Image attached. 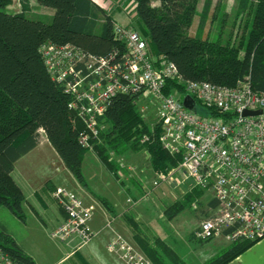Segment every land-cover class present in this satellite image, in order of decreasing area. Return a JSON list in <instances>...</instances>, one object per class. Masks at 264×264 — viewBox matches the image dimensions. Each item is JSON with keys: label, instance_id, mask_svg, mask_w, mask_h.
Masks as SVG:
<instances>
[{"label": "trees", "instance_id": "1", "mask_svg": "<svg viewBox=\"0 0 264 264\" xmlns=\"http://www.w3.org/2000/svg\"><path fill=\"white\" fill-rule=\"evenodd\" d=\"M128 1L136 4L140 25L134 28L147 41L150 54L163 55L174 62L185 80L234 87L249 76L253 89L264 92V0H239L238 14L252 7V16L244 27L247 36H242L238 43L231 36L225 40L203 36L205 18L213 0H205L196 34L189 30L201 0ZM154 1L158 4L154 5ZM37 2L54 9L50 23L27 16L29 0H21L23 11L17 13L7 10L11 0H0V208L6 207L22 221L26 219L23 209L26 198L12 172L15 163L39 144L40 130L45 132L75 179L87 186L83 173L87 150L79 142L84 124L69 108V94L50 75L40 47L46 42L59 46L71 44L96 56L124 49L113 36L115 22L112 16L92 0ZM174 86L182 92V86L173 81L169 82L166 91ZM209 113L219 115L214 110ZM105 122L107 129L101 135L103 142L95 151L111 172H116L118 164L110 160V153L112 150L121 153L120 147L131 141L136 149H149L156 171L166 170L181 160L180 155L173 156L162 148L158 128L155 139L140 145L139 138L143 134L151 135V129L139 113L134 97L122 94L114 97ZM202 192L196 189L174 199L166 206L167 217H175ZM216 205L214 200L213 206ZM131 223L135 240L146 256L156 261L159 253L148 247V241L145 243L144 240L149 239L135 222ZM252 243L248 240L230 243L208 263L227 264ZM0 248L17 263L36 264L2 224Z\"/></svg>", "mask_w": 264, "mask_h": 264}, {"label": "built area", "instance_id": "2", "mask_svg": "<svg viewBox=\"0 0 264 264\" xmlns=\"http://www.w3.org/2000/svg\"><path fill=\"white\" fill-rule=\"evenodd\" d=\"M112 31L124 49L105 56L88 54L71 44L46 42L40 47L50 75L69 94L68 106L84 124L79 137L82 148L95 151L103 142L105 115L114 97L132 96L134 103L149 100L156 107L157 120L150 128L151 135L139 138L140 145L155 139L158 128L162 148L180 155L181 160L157 173L140 197H149L161 184L181 196L194 189L208 191L217 205L195 229L199 239L224 236L254 242L264 237V92L253 89L249 76L234 87L185 80L174 62L150 54L147 41L134 27L115 22ZM171 81L182 86V92L178 86L167 92ZM186 95L194 98V109L184 105ZM210 110L219 115L210 114ZM246 110L260 113L244 115ZM147 154L152 161L150 151ZM110 155L119 166L129 167L124 159ZM133 170L135 167H129L127 171ZM123 178L120 173V180ZM53 197L65 219L50 236L60 242L76 240L78 249L89 244L97 235L91 227L96 204L87 203L66 186L55 188ZM127 202L132 205L141 199L132 196ZM193 207L197 209L198 204L194 202ZM115 219L110 217L105 228L114 231ZM106 247L124 264H153L118 232ZM0 264L20 263L0 248Z\"/></svg>", "mask_w": 264, "mask_h": 264}, {"label": "rangeland", "instance_id": "3", "mask_svg": "<svg viewBox=\"0 0 264 264\" xmlns=\"http://www.w3.org/2000/svg\"><path fill=\"white\" fill-rule=\"evenodd\" d=\"M204 2L205 0H201L199 3L198 14L196 15L193 24L189 30V33L191 34H196L198 32L199 24L202 18ZM32 3L34 5L32 10L28 13V16L34 20H42L46 23H50L53 18V15H51V10L45 8L43 5L41 6L40 3L38 4L36 0H32ZM107 3V9L111 10V12L121 11L122 14L123 12L126 13L127 21L128 23H130V26L136 27L140 25L138 23L135 11L136 4L134 2H130L128 0H107ZM153 4L157 5L158 3L154 1ZM8 6H10L9 8H12L13 11H19L22 8L20 0H11V3ZM250 8L252 9V7ZM250 8L247 9L245 12L238 14L237 11L239 9V0H213L210 11L205 18V23L203 26V36L208 37L209 39L221 37L222 40H225L231 36L232 39L235 40L236 43H238L242 36H247V32L244 27L245 24L251 20L252 13H250ZM100 19H102V16H100ZM243 54L244 53L241 52L240 55L243 56ZM135 104L138 107L139 113L144 117L149 127L151 128V126L154 125L157 120L156 107L151 104L149 100L145 99H142ZM198 109L201 108L199 107ZM41 135L45 136V133L42 130H40V138ZM132 143L133 141L127 143V145L125 146L123 145L122 147H120L121 153H116L112 150V154L116 159H124L127 167L129 165V167H135L136 170L129 172L127 171L129 167L123 168L124 166L121 167L118 165V169L116 170V172L112 173L101 162L96 151L87 150L84 159L85 161L83 164V173L85 175L86 182L89 185V191H87V189L79 183V187H76L74 185L65 186L80 195L81 197L85 198L86 202L93 204L95 202L99 203V201L97 200V198H93L91 193L92 189H96V187H94L93 180H91V176H94V174H97L98 172L100 175L103 176L105 180H107V184L111 188H121L122 185L119 183V181H117V179L120 178V173H123L125 177L126 181L125 183L123 182L124 185H128L129 188L131 187V185H135L137 178L142 179L141 177L146 178L145 181L143 179L141 180L142 184L144 186L149 187L151 181L156 179V174L165 170H154L152 164L153 161H150L149 157L147 156V152L149 151V149L146 147H143V149H136L133 147ZM24 160H26L24 161V166H28V169L31 168L36 170L40 174L41 180L45 179L46 181L47 179H49V177H51L53 181L56 182L57 179H59L57 175H62V170L60 168V165L62 166V163L59 157L56 156L54 151H52V149H50L48 145H44L43 143L40 149H38V151L31 154ZM143 168H147L148 170H146V172H142L141 169ZM55 176L57 178H55ZM117 182L121 186H119ZM170 192L171 188L168 187V185L166 184H161L156 190H152L150 196H147L146 198H141V194L139 195L136 194V192L134 193L133 191L129 190L128 195L130 196L128 197L133 196L134 200L141 199V202L132 205L127 202V207L125 208L124 213L127 212L136 214L140 210H145L147 212L146 216L148 218L155 219L156 217H158L159 214H165V207L174 200L172 199ZM213 198L214 196L211 192L203 191L197 198H195V201L189 203L188 206H186V208L183 210V215L192 214L194 215L197 221L193 232L190 233L191 236L193 235L195 238H199L194 233L195 229H197V227L199 226V223L204 217V215L208 216L210 214L211 211L209 212V209H207L206 206L207 203ZM194 202L198 204L197 209L193 207ZM4 212L6 215H4ZM25 215L28 216V227L24 226V221L14 217V215H12L6 207H2L0 209V222L3 223V225L9 229L8 231L10 233L14 234L17 237V242L22 247H25L27 250H29V252L38 261V264H50L52 261H54L60 256V251L58 250L57 245L62 242L53 239L50 236V230L47 231L44 229H38L36 224H34L32 220H30V215L27 213L26 210ZM139 222L142 223L140 220ZM164 223L165 222L156 223V221H153V223L149 224L150 236H155L157 234L156 230L158 229H162V233H165L167 235L172 233V227L170 225H165ZM177 225H179L182 229L181 222L180 224H174V228L177 227ZM113 232L115 235V232L117 231L114 229ZM123 232L122 233L125 234L124 236L128 239V241L133 243L145 255H147L145 250L139 246L138 241L133 240L128 236L132 234V232H129V230L127 229L125 231L123 230ZM214 238L217 237L210 236L204 238V240H193L195 242L196 247L194 250L195 252L193 254L192 250H189V253H187L186 248L182 247L181 245H178L181 249V252H179V254L182 256L173 251V249H171L170 246H168V244H166L162 240H157L158 242H161L160 245H156L154 241L149 242L148 247L150 249H154L156 252L159 253V257L158 259H156V261L155 259H152L153 264H209L208 262L212 258L217 256L230 243L237 242L229 240L226 237H221L223 238V240H212ZM153 240H155V237L153 238Z\"/></svg>", "mask_w": 264, "mask_h": 264}, {"label": "crops", "instance_id": "4", "mask_svg": "<svg viewBox=\"0 0 264 264\" xmlns=\"http://www.w3.org/2000/svg\"><path fill=\"white\" fill-rule=\"evenodd\" d=\"M92 1L95 2L102 9H104L108 15L112 16L114 22L121 23L124 26H130V23H128L127 21L126 13L123 12L122 14L121 11L111 12V10L107 9V6H106L108 5L107 0H92ZM20 4L22 5L21 0H20ZM33 5L34 4L32 3V0H29V9L26 11L27 16H28V13L32 10ZM9 7L10 6L7 7V10L10 12L17 13V12L23 11V7L19 11L18 10L13 11L12 8H9ZM44 7L51 10V15L54 14L53 8L46 7V6ZM100 21H103V19H100ZM42 143L44 145H48V147H50V149L54 151L56 156L59 157L62 163V166L60 165V168L62 170L61 171L62 175H57L59 179H57L56 182H54L51 177H49V179H47L46 181L45 179L41 180L40 174L36 170L31 169V168L28 169V166H24V161H26L24 159H26L31 154L38 151ZM12 175H13L14 180L21 187L25 195V198H26L25 203L23 205V209L25 208L24 212L25 210L27 211V213L30 215V220H32L33 223L36 224L38 229H41V230L44 229L47 231L50 230L51 232L56 227H58L65 219V212L63 211V209L59 206V204L56 202V200L53 197L54 189L57 188L58 186L74 185L76 187H79V184L82 185L75 179L73 174L66 167L65 163L63 162V160L61 159L57 151L53 148V146L49 142L46 134L45 136L41 135L39 144L34 149H32L27 154L22 156L15 163V168L12 172ZM55 178L57 177L55 176ZM139 179L140 178H137L135 185L133 184L129 188L128 185H124L126 181L125 177L122 180H120L119 178L117 179V181H119V183L122 186L117 182V184L121 186V188L119 187L118 189L117 187L111 188L107 184V180H105L103 176L99 174V172L97 174H94V176H91V180H93L94 182V187H96V189L91 190V193H92L93 198H97V200L99 201V203L95 202L96 210H95L94 217L91 221V227L94 231L97 232V235L89 244H87L86 246H83L81 249L76 248V244H77L76 240L71 241V242L59 243L57 245V248L60 251V256L54 261H52L50 264H90V263L92 264H124V262L119 257H117L115 254L110 253L106 247L108 242L111 240V238L114 235L113 230L109 228H105L107 220L112 216L116 217L113 223V228L117 232L122 234L123 236L125 235L123 233H126V232H123V230L125 231L127 229L129 230V232H132V234L128 236L132 238L133 240H135L134 227L131 223L133 221L139 226L143 234H145L146 237L149 239V240H144L145 243L146 241H148V244H149V242L154 241L156 245H160L158 244L157 240H162L166 244H168V246H170V248L173 249V251H175L177 254L181 252V249L179 248L178 245H181L182 247L186 248L187 253H189V250H192V254H193L196 248L195 242L193 240H204V239L195 238L193 235L192 236L190 235V233L193 232L196 226V223H197L194 215L192 214L183 215L182 213L184 211H181L175 217H173L172 219H169L167 215L165 217L166 213L164 211L165 214H159L158 217H156L155 219H152L146 216L147 212L145 210L143 211L140 210L136 214L127 213V212L124 213V210L127 207V201H126L127 197L130 196L128 195L129 190L133 191L134 193L136 192V194H139V195L143 194L145 190V186L142 184L141 179L140 181ZM83 187L86 188L87 191H89L88 184L87 186H83ZM195 191L196 190H193V192ZM170 193H171L172 199H178V198L183 197L181 196L180 192H175V193L170 192ZM101 200H104L105 202H102ZM213 203H214V199L210 200L207 203L206 207L207 209H209L208 210L209 212L211 211V209L214 208ZM4 215H6L5 212H4ZM14 217L16 216L14 215ZM139 220L142 223H140ZM152 220L154 222L156 221V223L165 222L164 223L165 225H170L172 227L171 229L172 233H170L171 235L162 233V229H158L156 230L157 234L151 237L149 234L150 232L149 224L153 223ZM180 222L182 223V229L180 228L179 225H177V227L174 228V224L175 225L180 224ZM24 223H25L24 226L28 227V216H26ZM0 224L3 225V223L1 222ZM7 230L9 229L7 228ZM12 235L17 241V237L14 234ZM154 237H155V240H153ZM221 237H224V236H217V238H214L212 240H223V238ZM23 248L30 256L34 258L36 264H38V261L29 252V250H27L25 247ZM227 264H264V237H262L261 239L257 241H254L249 248H247L241 254L236 256L233 260H231Z\"/></svg>", "mask_w": 264, "mask_h": 264}, {"label": "water", "instance_id": "5", "mask_svg": "<svg viewBox=\"0 0 264 264\" xmlns=\"http://www.w3.org/2000/svg\"><path fill=\"white\" fill-rule=\"evenodd\" d=\"M184 105L189 108V109H194L195 108V100L193 97H191L190 95H186L184 97ZM260 113L259 111H250V110H246L244 112V115H252V114H258Z\"/></svg>", "mask_w": 264, "mask_h": 264}]
</instances>
